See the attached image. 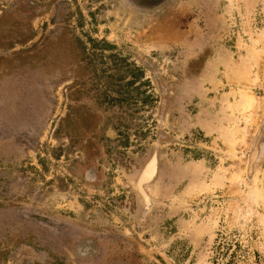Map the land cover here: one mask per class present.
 <instances>
[{"label": "rangeland", "instance_id": "1", "mask_svg": "<svg viewBox=\"0 0 264 264\" xmlns=\"http://www.w3.org/2000/svg\"><path fill=\"white\" fill-rule=\"evenodd\" d=\"M0 264H264V0H0Z\"/></svg>", "mask_w": 264, "mask_h": 264}, {"label": "flooded vegetation", "instance_id": "2", "mask_svg": "<svg viewBox=\"0 0 264 264\" xmlns=\"http://www.w3.org/2000/svg\"><path fill=\"white\" fill-rule=\"evenodd\" d=\"M127 1L129 3H131L133 6H135L136 8H138V9H141V10H150V9H154V8H157V7L161 6L162 4L166 3L169 0H127ZM156 154H157V158H158V152H157V150H155L153 156L145 164V166L143 167V169L146 167V165L152 160V158ZM157 160H158V168H157V172H158V169H159V159H157ZM143 169H142V171H143ZM142 171L140 172V174H139V176L137 178L136 186H137V182L139 180V177L142 174ZM155 176H154V178H155ZM86 178L88 180H93V181H96L98 179V168H97L96 165H93L91 168H89L86 171ZM144 186H145V184H144ZM140 195H141V193H140ZM141 197H142V195H141ZM143 209H144V201H143ZM147 212H145V209H144V213L146 214ZM32 217L39 219L34 214L32 215ZM41 219H45V218H41ZM62 226H64V227L67 228L65 230V232L67 233V235H65V234L62 235L60 233V237L62 238V241H60V243L62 242V244H63V241L66 240L65 243H64V245H63V247H67L68 241H70V240L74 241V244L71 245L68 248L69 249L68 250L69 254H71L76 260H79L80 262H89V263L91 262L92 263V262H96V261L99 260V258L102 255V249H101L100 246H98L96 244L94 238L88 237V236L83 235L81 233L79 235L78 234H75V232H74V229H76L75 226L68 225V224L67 225H62ZM72 231H73V233H71ZM77 236H78V238H77Z\"/></svg>", "mask_w": 264, "mask_h": 264}, {"label": "bare ground", "instance_id": "3", "mask_svg": "<svg viewBox=\"0 0 264 264\" xmlns=\"http://www.w3.org/2000/svg\"><path fill=\"white\" fill-rule=\"evenodd\" d=\"M243 101H244V105H245L246 110L249 111L248 114H247L248 111H246V114H245L246 118L249 119L248 122H251L254 119L253 112H254V109L256 108L257 98L252 93L246 91L245 94L243 95ZM154 157L157 158V154ZM147 165H146L145 169L143 170V172H142V174H141V176L137 182V188H138L139 192L141 193V195L145 198V202L148 204L150 202H148V200L146 198L147 193H146L145 188L143 187V184L151 182V180L156 175V174H154V170L156 167L155 159H153L152 162H150L148 166ZM144 209H145V207H144ZM148 210H149V208L147 209V211ZM147 211L145 209V212H147Z\"/></svg>", "mask_w": 264, "mask_h": 264}, {"label": "water", "instance_id": "4", "mask_svg": "<svg viewBox=\"0 0 264 264\" xmlns=\"http://www.w3.org/2000/svg\"><path fill=\"white\" fill-rule=\"evenodd\" d=\"M144 169H145V168H144ZM144 169H143V170H144ZM142 172H143V171H142ZM140 176H141V175H140ZM139 178H140V177H139Z\"/></svg>", "mask_w": 264, "mask_h": 264}]
</instances>
